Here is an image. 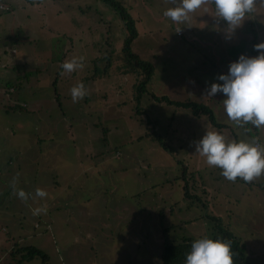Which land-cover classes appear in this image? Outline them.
Wrapping results in <instances>:
<instances>
[{
    "label": "rangeland",
    "instance_id": "rangeland-1",
    "mask_svg": "<svg viewBox=\"0 0 264 264\" xmlns=\"http://www.w3.org/2000/svg\"><path fill=\"white\" fill-rule=\"evenodd\" d=\"M116 1L138 31L131 52L153 66L143 93L124 22L102 0H0V264H43L21 254L27 247L48 264H160L165 242L222 229L264 264V173L228 181L194 153L205 128L264 147V127L235 125L224 96L207 95L230 62L257 55L264 5L227 38L211 0L176 23L162 13L177 0ZM81 56L82 68L63 72ZM9 82L16 92L5 98ZM176 103L208 107L221 128Z\"/></svg>",
    "mask_w": 264,
    "mask_h": 264
},
{
    "label": "clouds",
    "instance_id": "clouds-1",
    "mask_svg": "<svg viewBox=\"0 0 264 264\" xmlns=\"http://www.w3.org/2000/svg\"><path fill=\"white\" fill-rule=\"evenodd\" d=\"M215 9L214 18L227 25L226 37L231 38L247 14L255 11L256 6L264 5V0H211ZM205 0H177L174 7L162 13L173 23L186 21L188 14L199 9ZM181 29L177 30L179 32ZM255 56L241 54L230 62L227 73L220 74L208 87L207 95L221 93L223 109L228 119L237 126L250 124L260 129L264 127V42L254 45ZM84 57H73L61 63L63 72L71 73L83 67ZM72 101L83 99L86 95L84 84L78 83L70 89ZM195 154L205 158L208 166L221 170L220 174L228 181L237 178L250 182L264 173V147L252 139L226 140L223 134L205 128L203 136L194 142ZM12 191L20 200L27 201L29 193L16 188L15 179ZM47 193L35 189V197L45 198ZM33 215L46 211L43 207L30 209ZM183 264H234L233 253L227 240L203 237L195 239L186 254Z\"/></svg>",
    "mask_w": 264,
    "mask_h": 264
},
{
    "label": "trees",
    "instance_id": "trees-1",
    "mask_svg": "<svg viewBox=\"0 0 264 264\" xmlns=\"http://www.w3.org/2000/svg\"><path fill=\"white\" fill-rule=\"evenodd\" d=\"M106 4H108L110 7H112L116 12L119 13L121 19L124 22V25L126 27V42H125V52L129 56L131 60H136V66L137 69L141 70V82H140V90L139 92H145L147 85L152 79L153 75V66L144 61H139L137 56L134 55L131 52V45L133 41L137 38L138 31L135 26V21L132 18V16L126 11V9L116 0H102ZM16 88H13L11 91L12 93L16 92ZM158 101H167L169 104H174V102L169 101L168 99L164 98H157ZM180 107L184 108H192L193 112L196 116L207 115L208 119L211 123H213L214 126L217 128H221V125L216 122L214 118L213 112L208 109V107L204 105H193V104H186V103H176ZM183 177H186V173L184 172ZM220 228V226H219ZM220 238L222 240H227L230 244L232 253H233V262L234 264H250L248 260L246 259V249L245 246L241 245L240 241L237 240V238L234 237L232 233L225 230H220V234H217L213 237ZM193 239L185 240L184 244H168L165 242V247L162 252V263L163 264H183L184 258L186 254L190 251L191 243L193 242ZM21 254L26 256L27 259H35V258H41L43 261V264L47 263V256L42 253L37 248H21Z\"/></svg>",
    "mask_w": 264,
    "mask_h": 264
},
{
    "label": "crops",
    "instance_id": "crops-1",
    "mask_svg": "<svg viewBox=\"0 0 264 264\" xmlns=\"http://www.w3.org/2000/svg\"><path fill=\"white\" fill-rule=\"evenodd\" d=\"M7 69H8V68H6V69L4 70L5 73H3V74H8V71H6ZM3 74H2V76L0 75V76H1L0 79H3V76H4ZM9 75H10V74H9ZM5 86H6L5 91H7V92H6V93H7V94H6L7 96H6V95H4V96H5V98H8L9 95L13 94L11 90H12L13 88H15V87H13L14 85H13L12 83H10V82L7 83ZM9 91H10V92H9ZM8 94H9V95H8ZM8 109H10V106H9V107H5V111H6V112H9ZM258 143L260 144V142H258ZM260 146L263 147L262 144H260ZM218 226H219V224H216V227H218ZM234 237H235V236H234ZM235 238H236V237H235ZM191 239H192V238H191ZM185 240H190V239H183V240L180 241V242H172V243H173V244H176V245L184 244V243H186V242H184ZM193 240H194V239H193ZM172 243H171V244H172ZM168 244H170V243H168ZM164 247H165V244H164L163 247L159 250V255H160V258H161V263H160V264H163V263H162V252H163Z\"/></svg>",
    "mask_w": 264,
    "mask_h": 264
},
{
    "label": "built area",
    "instance_id": "built-area-1",
    "mask_svg": "<svg viewBox=\"0 0 264 264\" xmlns=\"http://www.w3.org/2000/svg\"><path fill=\"white\" fill-rule=\"evenodd\" d=\"M0 9L8 10V9H6V8L2 7V6H0Z\"/></svg>",
    "mask_w": 264,
    "mask_h": 264
}]
</instances>
